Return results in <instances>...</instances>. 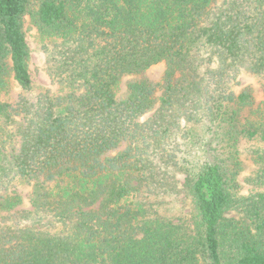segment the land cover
I'll return each mask as SVG.
<instances>
[{"label": "trees", "instance_id": "16d2710c", "mask_svg": "<svg viewBox=\"0 0 264 264\" xmlns=\"http://www.w3.org/2000/svg\"><path fill=\"white\" fill-rule=\"evenodd\" d=\"M217 1L0 0V264H264V192L219 161L186 176L192 228L144 201L177 193L184 124L255 104L264 0ZM26 16L58 87L36 99Z\"/></svg>", "mask_w": 264, "mask_h": 264}, {"label": "rangeland", "instance_id": "374dc122", "mask_svg": "<svg viewBox=\"0 0 264 264\" xmlns=\"http://www.w3.org/2000/svg\"><path fill=\"white\" fill-rule=\"evenodd\" d=\"M223 1L218 0L217 3L220 5ZM24 24L27 41L32 49L30 74L33 80V92L29 96L36 99L43 90L57 91L58 87L47 73L43 45H47L48 42H44L42 37H39V32L29 16L25 17ZM164 72L165 65L159 64L150 68L146 75L150 80L160 82ZM129 79L130 77H125L121 81L116 90L118 96L126 92ZM246 87H252L255 92L253 108L228 109L226 116L215 123L184 124L185 134L180 135L178 139L179 161L183 165V170L178 173L177 193L173 195L157 193L144 199L159 217L192 228L191 201L185 185L186 176L188 173L193 174L206 163L219 161L231 174L236 175L233 189L235 199L241 200L243 197L264 192V142L260 136L264 119V78L243 74L235 91L240 92ZM161 94L162 92L159 91L158 95ZM233 111H237L238 115L234 125L230 121ZM17 191L24 198V208L30 210V188L20 187ZM227 217L242 219L238 210L230 211Z\"/></svg>", "mask_w": 264, "mask_h": 264}]
</instances>
